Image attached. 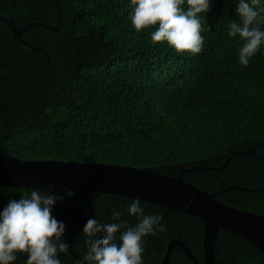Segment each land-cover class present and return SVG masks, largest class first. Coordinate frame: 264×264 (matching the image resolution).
Listing matches in <instances>:
<instances>
[{
	"label": "trees",
	"instance_id": "1",
	"mask_svg": "<svg viewBox=\"0 0 264 264\" xmlns=\"http://www.w3.org/2000/svg\"><path fill=\"white\" fill-rule=\"evenodd\" d=\"M237 6L238 0H210L201 17L204 47L192 55L154 44L151 30L137 32L131 0H0V15L25 30L20 41L6 25L0 28V153L171 177L188 170L184 179L217 193L220 202L264 216V45L247 67L239 64L243 41L228 36L229 23L240 22ZM182 7L187 11L186 0ZM34 23L58 31L29 27ZM30 190L0 187V213ZM54 193L63 197L52 215L65 224L67 243L86 196ZM132 200L91 194L70 242L75 255L60 253L61 264H87L89 218L110 223L120 211L135 226L138 218L126 211ZM141 206L146 215H161L166 228L144 238L143 264H162L175 240L204 264L202 220ZM26 260L18 255L13 264ZM169 264L192 262L177 246ZM216 264H264V255L222 230Z\"/></svg>",
	"mask_w": 264,
	"mask_h": 264
},
{
	"label": "clouds",
	"instance_id": "2",
	"mask_svg": "<svg viewBox=\"0 0 264 264\" xmlns=\"http://www.w3.org/2000/svg\"><path fill=\"white\" fill-rule=\"evenodd\" d=\"M131 0L130 19L137 32L151 30L154 44L167 43L177 53L200 54L204 47L201 17L210 10V0ZM240 22H230L229 37L243 41L239 64L247 67L251 58L264 45V4L262 0H238ZM50 112L51 109H46ZM63 197L52 187L41 192L30 190L18 200L12 199L0 213V264H13L18 255H26V264H61L60 253L69 245L62 239L66 226L52 215V209ZM138 223L130 226L122 213L114 211L112 222L100 223L89 218L83 228L87 238V264H143V240L148 235L164 232L163 217L146 215L138 198L126 207ZM117 234H119L117 243ZM83 264V262H82Z\"/></svg>",
	"mask_w": 264,
	"mask_h": 264
},
{
	"label": "water",
	"instance_id": "3",
	"mask_svg": "<svg viewBox=\"0 0 264 264\" xmlns=\"http://www.w3.org/2000/svg\"><path fill=\"white\" fill-rule=\"evenodd\" d=\"M1 24L6 25L23 41L22 34L25 30L17 29L13 20L0 15V28ZM31 26L58 31L57 27L51 28L38 23L29 25ZM228 163L229 161L223 168ZM187 171L171 177L153 169L99 162L29 160L0 153L2 188L39 189L43 192L51 186L54 192L79 191L85 194L67 242L71 253V239L91 194H110L128 199L138 198L202 220L204 264H216V245L222 230L244 238L264 255V216L220 202L217 193L210 194L186 181L183 174ZM177 246L181 247L192 264H199L190 249L178 240L169 244L162 264L170 263L171 254ZM76 257L80 259L79 256Z\"/></svg>",
	"mask_w": 264,
	"mask_h": 264
}]
</instances>
